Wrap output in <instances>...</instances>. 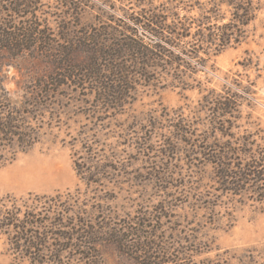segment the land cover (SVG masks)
<instances>
[{
  "label": "rangeland",
  "instance_id": "374dc122",
  "mask_svg": "<svg viewBox=\"0 0 264 264\" xmlns=\"http://www.w3.org/2000/svg\"><path fill=\"white\" fill-rule=\"evenodd\" d=\"M30 1L32 23L60 43L96 33L111 42L141 36L130 21L153 7L176 6L179 20L195 22L221 0H80L75 12L65 0ZM251 1L254 18L239 44L214 56L191 25L178 47L209 57L205 66L183 61L168 70L160 62L127 85L121 101L73 80L44 87L51 68L39 54L0 66L15 103L39 87L49 93L36 100L45 109L33 111L40 143L0 169V198L42 209L48 205L37 198L60 196L51 204L55 217L71 209L74 221L83 213L95 228L115 230L126 242L101 245L103 264H143L142 250L155 264H264V201L225 192L213 164L223 151H264V0ZM0 264L31 263L0 236Z\"/></svg>",
  "mask_w": 264,
  "mask_h": 264
},
{
  "label": "trees",
  "instance_id": "16d2710c",
  "mask_svg": "<svg viewBox=\"0 0 264 264\" xmlns=\"http://www.w3.org/2000/svg\"><path fill=\"white\" fill-rule=\"evenodd\" d=\"M173 3L171 1L170 6ZM64 4L75 12L81 2L65 0ZM34 5L30 0H0V66H8L11 60L25 54H39L51 68L49 75L42 79L44 87L57 88V78L73 80L90 85L101 96L107 93L115 102L129 93L127 85L143 78L148 70L156 69L160 62L168 70L180 67L183 61L195 60L199 61L196 66H205L209 57L202 58L198 56L199 52L178 47L190 36L191 25L199 28L196 41H200V46L214 47V56H217L233 43L241 42L242 29L252 22L255 12L251 0L214 1L208 13L201 14L195 22H188L179 20L176 6L175 13L174 8L168 10L162 6L155 12L153 7L151 12L130 21L135 31L140 30L145 35L120 37L111 42L112 39L106 37L103 40L105 35L96 33L79 41L58 43L32 23ZM165 13L171 22L167 23ZM78 56H83L84 60L79 61ZM61 73L65 74L61 76ZM41 89L32 91L23 103L17 104L0 79V169L40 143V127L34 121L33 111L45 109L36 100L40 95H49ZM121 104L123 102L117 106L121 107ZM213 164L219 185L225 192L233 196L248 193L258 201H264V151H223L214 156ZM60 199V196L40 197L36 202L48 205L46 208L22 209L18 206L19 200L9 196L0 198V236L6 237L18 256L31 264H63L64 259L77 264H103L99 252L101 245L124 247L126 241L115 230L95 228L83 213L79 215V221L73 220L71 209L58 210L60 215L55 217L51 204ZM54 239L61 241V245H48V241ZM142 247L148 245L142 243L140 249ZM141 252L143 264H155L151 254Z\"/></svg>",
  "mask_w": 264,
  "mask_h": 264
}]
</instances>
